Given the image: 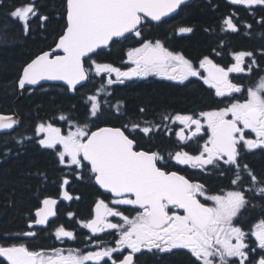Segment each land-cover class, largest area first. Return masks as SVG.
I'll return each instance as SVG.
<instances>
[{
	"label": "snow or ice",
	"instance_id": "obj_1",
	"mask_svg": "<svg viewBox=\"0 0 264 264\" xmlns=\"http://www.w3.org/2000/svg\"><path fill=\"white\" fill-rule=\"evenodd\" d=\"M185 0H65V26L58 36L54 48L42 51L28 62L21 71L18 87L36 86L41 81H63L69 90L75 91L77 85L89 80L90 75L106 76L104 84L97 94L90 95V117H97L101 109L98 95L105 85L123 84L133 77H147L151 74L165 76L170 80H187L198 77L215 90L217 97L231 96L242 91V86L234 83L230 73H242L246 69V57H253L252 52L240 51L233 54L235 63L223 67L214 63L208 56L199 61V66L182 53L169 51L159 40H144L139 47L127 52L128 61L134 65L122 70L110 63H100L92 59L98 49L107 48L112 42L128 35L141 37L140 26L147 20L161 21L162 17L176 11ZM231 4L246 7L264 6V0H230ZM9 15L21 23L24 33L29 32V21L38 17L41 27L48 16L41 15L35 0L14 7ZM226 30L238 31L232 16L223 20ZM250 27V25H249ZM179 33H190L191 27H180ZM62 53V54H60ZM86 60L89 67H85ZM255 64V59L252 60ZM203 70V73L200 70ZM251 65L247 71L251 73ZM113 74L115 79H113ZM120 104L116 105L119 112ZM143 111V109H141ZM61 120L67 117L61 116ZM165 120L182 125L175 132L181 142L197 137L206 132L207 140L198 154L186 151L169 154L178 164L204 169L208 165L236 167V177L232 184L241 179L239 163L241 147L251 151L264 148V78L255 87L247 89V97L242 102L236 100L228 106L198 114H180L165 116ZM17 121L12 116L0 115V130L12 129ZM74 126L75 130H71ZM127 127V126H125ZM67 134L51 123L37 126V134H43L39 144L48 149H56L59 163L76 169L88 168L96 184L115 198V205H130L136 215L129 217L116 208L109 207L104 200L95 205L92 219L81 222L93 236L106 230H116L119 239L116 247L97 245L98 250L82 253L80 250L62 249L33 251L24 243L0 244V258L6 264H136L135 256L142 251L172 253L174 250H187L194 258L191 264H230L229 258H239V264H253L249 261V248L245 242L247 233L233 223L248 200L241 190L228 191L224 195H206L205 186L193 183L175 171H166L158 164L164 157L159 152L137 150L136 141L119 127H98L89 130L84 123L71 124ZM145 135L152 128L132 125ZM186 130L188 134L186 135ZM255 134L248 138L246 131ZM85 162H87L85 164ZM252 183L258 184L257 176L243 165ZM77 178H81L77 173ZM69 184L63 179L61 196L65 200L73 197L65 189ZM257 194L264 196V186L257 189ZM198 197L213 201V206L202 203ZM58 201L46 197L42 206L35 210L34 219L29 228L46 225L49 217L56 215ZM69 217L74 214L69 212ZM108 217H120L123 223H113ZM25 236H34L32 231ZM58 240L75 239V234L60 226L55 229ZM257 247L264 250V219L259 220L251 231ZM91 239V237H89ZM129 250L122 258H113V253ZM107 258V260H105ZM254 264H264V255H260Z\"/></svg>",
	"mask_w": 264,
	"mask_h": 264
},
{
	"label": "trees",
	"instance_id": "obj_2",
	"mask_svg": "<svg viewBox=\"0 0 264 264\" xmlns=\"http://www.w3.org/2000/svg\"><path fill=\"white\" fill-rule=\"evenodd\" d=\"M26 2L0 0V113L17 114L21 118L20 127L2 135L0 140V244H11L16 241V236L29 230V223L34 219L35 210L40 207L42 199L56 196L64 178L71 179L69 190L73 195L80 196V200L72 201L69 206L61 202L58 218L49 228L62 222L77 231V218L85 219L91 213L94 201L103 196L88 171L81 181L76 180L74 174H68L60 167L56 153L41 149L34 139L37 124L54 121L59 116L89 123L90 102L87 97L96 91V82H88L77 89L75 95L61 85H45L37 90H26L23 98L18 100V79L22 68L42 51L54 47L65 26V0H35L39 13L48 16V20L41 27L38 17L31 18L30 30L25 34L21 23L9 13ZM228 16H232L241 27L238 33L221 30V24ZM240 24H251L250 32L244 33L245 26ZM180 27H191L193 31L190 35L179 37L177 32ZM145 28L142 30L144 39H164L172 49L195 62L204 56L214 57L218 53L227 56L230 52L249 50L261 54L258 58L264 67V6L247 8L226 0H194L168 21ZM135 41L133 38L127 42H115L109 52L103 51L97 58L120 63ZM110 94L111 97L102 106V112L91 120L90 125L95 128L127 125L129 129H133L134 124L141 128L160 127L159 131H153L147 138L139 130H133L135 134L132 137L145 150L176 149L174 135L166 137L164 133L167 126L165 116L198 114L223 104L197 80L180 86L153 79L115 86ZM118 102L119 112L116 110ZM245 164L259 181L256 187L247 192L248 204L242 216V225L247 227L253 221L264 219V196L257 194V189L264 186V151L246 155L240 162V165ZM200 177L212 191L227 188L232 182L229 173ZM69 211L75 213L73 220L65 217ZM50 231L40 229L31 241L32 245L49 246ZM78 231L80 235L81 230ZM137 260L138 264H191L194 259L186 252L176 251L160 257L143 253ZM235 261L230 259V263L235 264ZM0 264H4L3 261L0 260Z\"/></svg>",
	"mask_w": 264,
	"mask_h": 264
},
{
	"label": "flooded vegetation",
	"instance_id": "obj_3",
	"mask_svg": "<svg viewBox=\"0 0 264 264\" xmlns=\"http://www.w3.org/2000/svg\"><path fill=\"white\" fill-rule=\"evenodd\" d=\"M168 20L169 19L164 20V21H162L160 23L146 22V24H148V25H150V24H162L163 22L168 21ZM240 25L245 26L244 33H247V32L249 33L250 32L249 29L251 28V24H240ZM249 25H250V27H249ZM221 27H222L221 30L223 32H225V31H226L225 33L230 32V31L225 29L223 24H221ZM237 27H238V31L230 32V33H238L240 31L241 27L238 24H237ZM142 35H143V33H142ZM144 40H150L152 42H155L156 40H159V41H161V43L169 51L180 52V51L172 49L171 45L169 43H167L166 41H164V39H144L143 36H142L141 43ZM137 44L140 45V41H137ZM240 51L252 52V51H249V50H239L237 52H240ZM252 53H253V57H246L245 58V62H244V67L246 69L245 72H242V73H230V79L234 83L242 86V91L241 92L232 93V95L235 94V97L241 102L244 99H246V97H247V89L250 88V87H255V85H257L259 83L260 79L264 78V67H262V65L259 62V58H258V56L261 55V54H255L254 52H252ZM233 54H231V52H230L226 56L224 54L218 53V54H215L214 57H212V56H208V57L210 59H212L214 61V63H217V64L227 68L231 64L235 63V61L233 59ZM253 59H255V62H256L255 64L251 63ZM98 60L100 61V59H98ZM189 60H191L194 64H196V62L194 60H192V59H189ZM100 63H110V64H112L115 67L121 68L122 70H127L129 67H134V65L129 63L126 52H125V55L122 58L120 63L118 62L116 64V63H111V62H107V61H101ZM249 65H251V68H252L251 73H249L247 71V68H248ZM203 74L206 75V73H203ZM152 76L153 75H149L147 77H133L132 79L125 80L123 84H119V83L113 84L114 85L113 88H115V86L116 87L117 86H121L122 87V86H126V85L132 84V83L146 82V81H140V80H143V79H146V78H149V77H152ZM106 78L107 77L105 76L103 80H101V79L100 80H95V82H96L95 86H99L101 81L105 82ZM112 78L115 79L114 74H113ZM151 80H153V78H151ZM155 80L156 81H166L164 79L163 80L155 79ZM172 83L174 85L178 84L175 81L172 82ZM207 88L210 89L213 92L214 96L216 97L215 92L213 91V89H211L209 87H207ZM110 97H111V95L108 97V99ZM227 97H230V96H227ZM221 101L225 102V101H228V99L224 98V100H221ZM227 106H228V104H227ZM175 124H176V126H173L172 129L170 131H167L165 135H166V137H170L171 135H174V140L176 141V140H178V138L176 137L175 132L178 131L179 128L182 127V125H179L178 123H175ZM245 131H246V135H247L248 138H251V139L255 138V134L254 133H250L249 130H245ZM185 134L186 135L188 134L187 130H186ZM206 140H207V134H206V132H203L202 134L198 135L197 137H194L191 140H188L186 142H182V145H178L177 144L176 145L177 146L176 149H166V150H160V151H157V150H145V149H142V148L141 149L144 150V151L159 152L161 154V156L164 157L163 161L160 162V166H162L164 168V170H166V171H175L178 174L185 176L187 179H189L193 183L203 184L205 186L206 195H224L228 191L241 190V191L245 192V196L248 199V197H247L248 190L251 189L252 187H256L257 184L254 185L252 183L250 176L247 174V171H245L243 169V165H241V168H240L241 179L237 182L236 185H233L232 182H231V185L229 187H227V188H222V189H219L218 191H212L210 189V187H208L205 182L200 180V178H201L200 175H205L206 176V175H212V174H216V175L220 174L221 176H223L224 173H229V175L232 176V180H233V179H235L236 172H237V169H236L235 166H233V165H225V164H223L221 162L219 164V167H215L213 165H208L204 169L192 168L189 165L178 164L175 160L171 159V157L169 155V154L174 155L175 152L181 151V150L182 151H186L189 154L196 155L202 149V146H203V144H204V142ZM260 149L261 148H257V149H253V151H249V150L241 147L240 156H239V163L243 162V160L245 159L246 155L255 153V152L259 151ZM262 150L264 151V149H262ZM248 169L251 170V168H248ZM246 178H248V180H245ZM198 199H200L201 202L205 203L207 206H213V204H214L213 201L205 200L204 197H198ZM95 204L92 206L91 213L85 219H87L89 217H92L94 215ZM244 210H245V208H244ZM244 210H242L241 214L238 213L239 215H237V217L234 218L233 223L235 225L241 227L242 230L245 231L248 234L247 237H246V241L245 242L249 245V248H256L255 252H249V261H252L253 264H254L255 260H258L260 255H264V250H261V249H259L257 247V244L255 242V237L251 236V231L253 230V226L258 221H253L247 227H244L242 225L243 224L242 223L243 222L242 221L243 220L242 216H243ZM136 211H137V209H135L133 206L128 205V213H127V215L130 218L136 215ZM65 217H67V213H66ZM108 220H110L113 223H118L119 222L117 219H114V218H111V219L109 218ZM75 226H79L81 228L80 229L81 230V234L80 235L77 234V232H79V231H75V230L73 231L71 229V227H65L66 230L72 231L75 234V239L63 238V239L58 240L56 238V236H55V229L56 228H54V229L47 228V229H51V231H50V236H51L50 237V240H51L50 245L49 246H38V245L34 246V245H32L31 241L34 240L36 238V236L38 235V233L40 232V229L34 227L33 229H30V230L27 231V232H29V231L34 232L35 233L34 236H25L23 234L22 235H18V236L15 237L16 241H14L13 243H24V244L27 245V247L30 250H33V251H40V250L50 251L52 249H62V250H64V254L65 255L67 254L68 250H70V249H72V250L78 249L82 253H87L88 251L98 250L97 245H99L100 248H103V247H116V239L114 237L115 233H113L114 230H106L104 233H99L98 235L93 236V234L90 232V230L87 229V228H84L80 223L77 222L75 224ZM83 232H84V234H83ZM89 237H91V239H89ZM75 241L78 242L77 245H75ZM128 251L129 250L125 249V250H123V252H115V253H113V258H116V259L122 258V256L126 255ZM176 251H183V252H186L187 254H189L187 252V250H174L173 252H176ZM143 253L159 255V257L163 256L165 254H171V253H159V252H156L155 250L153 252H147L145 250V251H142L141 253H137L136 254V256H135L136 264H138L137 258ZM191 258H193V257H191ZM0 260L3 261L4 264H6V261H4L1 258H0ZM105 260H107V258H105ZM89 264H91V262H89ZM101 264H104V261H102ZM108 264H111V261H108ZM230 264H233V263H230ZM235 264H239V258H238L237 261H235ZM245 264H249V262L246 261Z\"/></svg>",
	"mask_w": 264,
	"mask_h": 264
},
{
	"label": "water",
	"instance_id": "obj_4",
	"mask_svg": "<svg viewBox=\"0 0 264 264\" xmlns=\"http://www.w3.org/2000/svg\"><path fill=\"white\" fill-rule=\"evenodd\" d=\"M189 1H190V0H185V2H184L180 7H182L184 4L188 3ZM180 7H179V8H180ZM179 8L176 9V11L170 13L168 16L162 17L161 21L164 20L165 18H167V17H169V16L175 14V13L179 10ZM153 22H156V21H153ZM97 51H98V50H97ZM60 54H62V53H60ZM85 82H86V81L82 82L81 85H83ZM47 83H51V84L60 83V84H63V85H65V86H67L63 81H41L40 84H38V85H36V86L26 85L24 90L19 89V91H20V97H19L18 100H20V99L23 98V96H24V91H25L27 88L37 87V86H39V85L47 84ZM78 86H80V85H77V87H78ZM67 87H68V86H67ZM71 92H72V90H71ZM0 115H3V114H0ZM6 116H12V117L17 121V123L14 125V127H13L12 129L0 130V134H1V132L12 131L13 129H15V128H17L18 126H20L21 118H20L18 115H6ZM104 191H105V190H104Z\"/></svg>",
	"mask_w": 264,
	"mask_h": 264
},
{
	"label": "rangeland",
	"instance_id": "obj_5",
	"mask_svg": "<svg viewBox=\"0 0 264 264\" xmlns=\"http://www.w3.org/2000/svg\"><path fill=\"white\" fill-rule=\"evenodd\" d=\"M130 63V62H129Z\"/></svg>",
	"mask_w": 264,
	"mask_h": 264
}]
</instances>
